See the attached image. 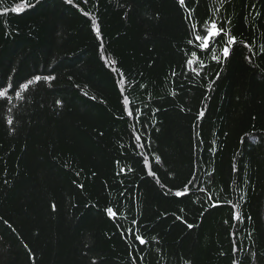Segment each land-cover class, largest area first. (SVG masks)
Wrapping results in <instances>:
<instances>
[{
	"label": "trees",
	"instance_id": "1",
	"mask_svg": "<svg viewBox=\"0 0 264 264\" xmlns=\"http://www.w3.org/2000/svg\"><path fill=\"white\" fill-rule=\"evenodd\" d=\"M0 92V264H264V0H0Z\"/></svg>",
	"mask_w": 264,
	"mask_h": 264
},
{
	"label": "snow or ice",
	"instance_id": "2",
	"mask_svg": "<svg viewBox=\"0 0 264 264\" xmlns=\"http://www.w3.org/2000/svg\"><path fill=\"white\" fill-rule=\"evenodd\" d=\"M68 2L72 3V0H68ZM85 2H87V0H85ZM178 3H179V5L184 6L185 0H178ZM11 10L13 12L19 13V12H21L23 10V6H21V7H13ZM189 15H191V12L189 13ZM97 31H99V30L97 29ZM222 32H226V30L223 28V26L222 25H218L216 21H212L209 25H205L203 33L201 35H197L196 39H197V41H200V47L201 48L208 49L209 48V41H214L216 37L221 36ZM236 42H237L236 38L232 37V38H230L227 41V44L234 45ZM193 55H195V54H193ZM222 55H223L224 58H227V56L229 55V47L228 46H224L223 47ZM213 59L217 60L219 62L220 57L216 56V55H213ZM191 62L192 61H189V63H191ZM36 79L40 80V77H36ZM44 79L48 80V79H50V77H44ZM30 83H31V81H29L28 84H24L23 87L24 88H28ZM2 96H4V93L0 92V97H2ZM125 103H128L127 98H125ZM127 115L129 117H131L133 115V112L132 111H127ZM200 115L202 116L203 113H200ZM137 119H138V117H137ZM9 123H11V121H9ZM136 139H137V141H139L140 137L137 136ZM175 195L176 196H183V195H185V193L182 192V191H177L175 193ZM53 208H55V205H53ZM107 212H108V214L110 216H114L115 215V213L113 212L112 208H108ZM236 218L239 219V214L236 215ZM188 227H192V225H188ZM129 231H131V229ZM136 239L139 240L140 244H145L146 243V241L140 236H137ZM141 259H143V257H141Z\"/></svg>",
	"mask_w": 264,
	"mask_h": 264
}]
</instances>
